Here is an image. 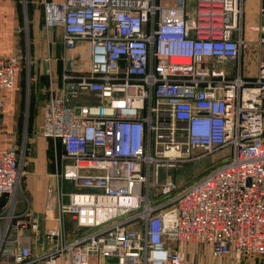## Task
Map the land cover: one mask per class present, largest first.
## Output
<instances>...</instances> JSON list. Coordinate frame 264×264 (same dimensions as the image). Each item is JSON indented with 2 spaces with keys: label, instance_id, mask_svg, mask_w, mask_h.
Masks as SVG:
<instances>
[{
  "label": "built area",
  "instance_id": "1",
  "mask_svg": "<svg viewBox=\"0 0 264 264\" xmlns=\"http://www.w3.org/2000/svg\"><path fill=\"white\" fill-rule=\"evenodd\" d=\"M194 1L192 17L187 0L44 3L45 29L62 30L71 63L40 126L63 149L44 233L57 244L34 256L23 232L38 221L10 202L0 264H196L181 243L208 247L214 260L264 263V56L245 72V0ZM21 67L20 56H0V90H13ZM225 150L188 184L169 173ZM21 163L18 148L0 149V205L13 200Z\"/></svg>",
  "mask_w": 264,
  "mask_h": 264
},
{
  "label": "crops",
  "instance_id": "2",
  "mask_svg": "<svg viewBox=\"0 0 264 264\" xmlns=\"http://www.w3.org/2000/svg\"><path fill=\"white\" fill-rule=\"evenodd\" d=\"M46 1L62 0H0V56L16 55L22 59L13 90H0V149L19 148L22 144L21 132H32L35 135V120L40 116L42 121V108L51 96V86L57 96L63 94L66 86L63 73L70 67V62L65 60L70 52L63 45L61 29L43 30ZM262 8L264 0H245V30H253L261 35L264 26ZM189 13L192 17L194 12ZM243 59L247 65L252 62L250 56ZM58 154L56 149L55 162L53 160L49 169L51 172H48H53L54 178V174L62 171V155ZM63 187L68 192L74 190L70 182H64ZM10 202L14 203L16 215L24 213L30 206L38 221L37 232L32 229L23 232L25 244L31 247L33 255L39 256L54 250L57 243L48 240L44 233L47 225H50L45 220V214L51 212L55 216L57 213L55 194L49 197L46 195L43 204L37 208L22 197L10 198L9 201L3 199L1 205ZM49 206L53 207L52 211L47 209ZM66 227L70 240L73 225L69 218H66Z\"/></svg>",
  "mask_w": 264,
  "mask_h": 264
},
{
  "label": "rangeland",
  "instance_id": "3",
  "mask_svg": "<svg viewBox=\"0 0 264 264\" xmlns=\"http://www.w3.org/2000/svg\"><path fill=\"white\" fill-rule=\"evenodd\" d=\"M195 1L187 0V9L189 12H194ZM43 30H45V21ZM244 40L247 43L245 45V53L243 58H247L250 56L252 59L248 65L246 61L243 62L244 69H246L249 75L256 74V65L255 58L257 59L259 56H264V45L260 44V35L259 33H255L253 30H245ZM71 65V63H70ZM227 67L232 69H237L240 67L239 62H229L227 63ZM236 72V71H235ZM231 77L236 78V74L231 75ZM37 123L35 135L30 132H21V143L19 145V151L22 158V179L19 184L17 192L14 194L13 199L18 197L25 198L34 205V207H38L43 204L44 198L47 195L48 197L52 195L57 189V181L56 178L51 174H49L51 169L55 150L57 149L58 156L63 154V149L60 145L56 146L52 144L51 140L45 138L40 131L41 118L38 116L35 120ZM43 136V137H42ZM200 153V152H197ZM229 151L225 150L219 152L217 154L211 155L209 157H205L201 160L191 162L189 164L183 165L181 168H173L170 170V175L179 185L188 184L194 179L201 176L208 169L212 167V165L221 159ZM49 172V173H48ZM162 176L166 174V171L163 170ZM52 175V176H51ZM55 175V174H54ZM51 192H53L51 194ZM11 196H6L4 199L8 200ZM5 204L0 205V209H2ZM55 208V206H54ZM49 211L53 210V207L49 206L47 208ZM51 212H47L45 214V218ZM178 250L183 252L188 260L195 262L196 264H236V260L232 257H226L222 260H214L210 256L209 248L197 244V243H181L177 245ZM238 264V263H237ZM264 264V263H262Z\"/></svg>",
  "mask_w": 264,
  "mask_h": 264
},
{
  "label": "water",
  "instance_id": "4",
  "mask_svg": "<svg viewBox=\"0 0 264 264\" xmlns=\"http://www.w3.org/2000/svg\"><path fill=\"white\" fill-rule=\"evenodd\" d=\"M107 262L109 264H117L118 263V259H116V258H108Z\"/></svg>",
  "mask_w": 264,
  "mask_h": 264
}]
</instances>
